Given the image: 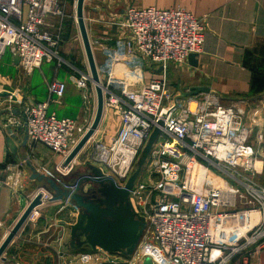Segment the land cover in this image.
<instances>
[{"label": "built area", "instance_id": "2783aa9c", "mask_svg": "<svg viewBox=\"0 0 264 264\" xmlns=\"http://www.w3.org/2000/svg\"><path fill=\"white\" fill-rule=\"evenodd\" d=\"M55 9L51 0H0V59L9 50L28 75L54 58L66 63L57 56L60 40L47 29ZM118 26L124 35L102 49L99 76L105 110L115 113L120 128L108 142L89 140L87 160L124 188L158 130L145 167L149 176L160 179L130 192V199H137L135 212L146 224L132 254L92 249L87 257L62 256V264H144L146 259L151 264H253L264 251V182H259V177L264 181V156L249 144L243 113L208 94L181 97L170 91L165 77H145L146 69L165 72L199 54L204 25L184 9L129 7ZM73 70L79 75L78 89L95 88L89 72ZM65 91L61 82L49 86L50 96L62 98ZM48 106L23 105V121L11 116L8 127L26 124L29 140L59 155L63 162L57 170L68 175L76 161L64 163L89 127L57 118ZM2 184L0 178V189ZM141 189L149 194L140 202ZM38 195L39 207L55 202L44 187ZM39 207L27 222L38 221ZM263 261L261 257L259 264Z\"/></svg>", "mask_w": 264, "mask_h": 264}, {"label": "crops", "instance_id": "0c3cea01", "mask_svg": "<svg viewBox=\"0 0 264 264\" xmlns=\"http://www.w3.org/2000/svg\"><path fill=\"white\" fill-rule=\"evenodd\" d=\"M76 2L72 7L74 23L71 21L64 26L57 19H49L47 29L60 39L61 54L69 61L74 59L75 63L80 64V70L90 73L76 19ZM132 5L163 10L183 7L206 21L205 41L201 52L197 54V67L187 61L179 66L169 65L165 72L160 73L159 69L154 72L146 69V80L170 78L177 92H180L179 88H207L208 93L200 94L211 95L222 105L234 106L243 112L244 125L250 131L249 144L256 150L264 148V0H86L84 16L92 45L101 42L97 44L101 51L104 47L114 46L117 38L124 35L118 23ZM71 48L76 50L77 55L74 57L69 55ZM5 54L8 55L0 59V81L8 85L12 82L21 83L27 94H30V103H43L52 99L49 113H54L57 118L77 120L86 128L91 126L97 111V95L92 84L86 91H81L75 84L79 77L76 71H66L64 68L56 70L55 63H44L32 74L26 75L20 65L15 64L11 52L6 51ZM82 54L85 59L81 58ZM250 57H253L258 67L248 64ZM103 62L104 59L100 60L99 67ZM56 81L66 86L60 103L48 91L49 86ZM6 91L14 96L11 88ZM7 99H2L4 107H0V178L3 183L0 189V246L39 189L47 186L35 177V173L54 179L66 190L74 189L70 187L69 179L62 181L56 174L54 168L62 164V158L48 147L34 144L29 138L27 144L23 145L24 136L20 137L16 133L19 139L14 142L17 152L16 156L13 155L6 143L8 119L13 116L23 121V117L19 115L20 112L18 115L13 114L20 107L9 104ZM12 128L16 129L14 126ZM119 128V119L106 111L93 139L110 140L118 134ZM78 160L76 175L97 170L94 165L91 167L86 163V155L82 154ZM81 165L86 167H79ZM86 176L88 178L90 175ZM77 211L76 205L65 199L39 207L38 224H32L30 232L25 230L21 233V238L24 234L38 237L34 245L29 247L31 249L26 250L23 238L20 241L22 243H19V250L24 254L29 252L30 256L32 254L33 258L26 264H62V256L69 258L77 255ZM29 224L26 223L23 229ZM35 232L37 235H34Z\"/></svg>", "mask_w": 264, "mask_h": 264}, {"label": "water", "instance_id": "95a60500", "mask_svg": "<svg viewBox=\"0 0 264 264\" xmlns=\"http://www.w3.org/2000/svg\"><path fill=\"white\" fill-rule=\"evenodd\" d=\"M85 2L86 0H77L76 19L84 45L90 74L95 86L97 95V111L93 123L73 149L71 154L68 156L64 166H68L94 136L98 130V127L100 126L105 110L104 93L101 87V81L94 57L93 47L85 22ZM197 58V54H191L189 56L188 61L191 66H198ZM15 64H19L18 58H15ZM161 71L162 68L158 70L159 73ZM179 91L181 97L184 98L209 92L207 88H190L188 90L179 88ZM7 94L8 93L0 94V97H6ZM18 113V110L13 112L14 115H18ZM7 133L8 136L6 138V143L13 155L16 156L17 149L14 142L18 141L19 139L16 133H18L20 137L24 136L23 145H26L28 142L26 124L16 129L9 127ZM158 134L159 131L156 130L152 135L138 163L137 171L130 177L127 185L124 188H119L113 179H109L108 184L101 183V181L97 182L100 185V187L96 190L100 197V199L97 201L88 199L87 196L79 192L78 187L76 189L66 190L54 179L43 175L39 176L35 173L36 178H38L40 181H44L48 185L44 188L54 195L55 201H61L64 199L68 200L74 203L78 209L83 211L81 215L82 217L79 219L81 223L78 222L79 224L77 228V237L79 243L81 241L82 244L90 246L94 250L98 249L106 252H121L125 250H128L127 254H132L134 252L143 236L146 224L144 220L136 217L134 214L130 203V192L134 187V184L140 174V171L142 170L143 165L145 164V161ZM94 173H97L96 170ZM92 181L95 182L94 180ZM41 204V195H38L30 203L29 207L23 213L21 218L18 220L0 246V260L3 258L14 238L26 224L33 210L39 207ZM144 264H151L150 260L146 259Z\"/></svg>", "mask_w": 264, "mask_h": 264}, {"label": "rangeland", "instance_id": "374dc122", "mask_svg": "<svg viewBox=\"0 0 264 264\" xmlns=\"http://www.w3.org/2000/svg\"><path fill=\"white\" fill-rule=\"evenodd\" d=\"M74 4H75V0H71L70 1V5H69V0H56V8L57 9H55L53 12L56 14V16L54 15H52L51 16V18L50 19H54V20H56L57 19V21H59L60 23H62L64 26L65 25H68L71 21H72V23H74V8H72L73 6H74ZM130 7H136V6H134V5H132V6H130ZM136 8H140V7H136ZM147 8V7H146ZM156 8V7H155ZM184 9L185 11H187L185 8H183V7H177V8H173V9ZM172 9V8H171ZM67 10H69L68 12H67ZM168 10H170V9H168ZM188 12V11H187ZM190 13V12H189ZM190 14H192V13H190ZM193 15V14H192ZM194 16V15H193ZM195 17V16H194ZM195 18H197V17H195ZM197 20L201 23V24H203L204 25V29H205V34H206V21L205 20H202V19H199V18H197ZM58 37H60V35L58 36ZM55 38V37H54ZM56 40H60L59 38H56ZM101 41V40H100ZM100 43L101 42H99V41H97L96 42V44H94V45H92V47H94L93 48V52H94V57L96 58L95 60L98 62V66L100 65V60L101 61H103V59L105 58V56H103V52L101 51V48L100 47H97L98 45H100ZM91 44H93V42H91ZM98 44V45H97ZM61 42L60 43H58V47H57V51H58V54H57V56L59 57V58H61L62 60H65L66 61V63H60L59 61H58V59H55L54 58V60H52L51 62H44V63H48V64H51V63H55V69L56 70H58L59 68H64L65 70L67 69V70H71V69H73V68H76V69H79L80 70V67H79V65L80 64H78V63H75L76 61H74V59H70V61L68 60V59H66L62 54H61ZM103 49V48H102ZM201 50H202V48H201ZM201 50H200V52H201ZM76 50L74 49V48H71L70 49V56H75V55H77V53L75 52ZM7 52H9V51H7ZM101 52H102V54H101ZM6 55H8V54H5L4 56H6ZM9 57V56H8ZM81 58H83V59H85L84 58V56H83V54H82V56H81ZM251 58V61H250V63H249V60H248V64H250V65H252V66H256V67H258L259 65L258 64H256V63H254V60H253V57H250ZM43 63V64H44ZM102 63V62H101ZM168 68V67H167ZM171 68V67H170ZM169 68V69H170ZM172 68H173V66H172ZM66 70V71H67ZM167 70V69H166ZM165 70V71H166ZM172 70V69H171ZM80 71H82L83 72V70H80ZM161 72H163V69H162V71ZM25 74L26 75H28L26 72H25ZM26 75H24V76H26ZM168 79V78H167ZM100 81H101V77H100ZM172 80L169 78L168 79V82H169V84H170V91H175L174 89H173V86H174V84H173V82H171ZM56 82H59V81H56ZM10 83V82H9ZM15 83V82H14ZM13 82L11 83V84H6V82H2V81H0V94H3V93H7V89H9V88H11V90H13V92H14V96L12 97L11 96V94H9V92H8V94H7V96L5 97H0V107H4L3 106V103H2V99L4 100V99H6V98H8L7 100H8V103L9 104H11V105H13V106H19L20 108L19 109H21L22 108V106L23 105H25V104H39V103H30V101L28 100V97L30 96V94L28 95L27 94V92L24 90V88L22 87V85H21V83H19V82H17V83H15L14 84ZM171 83L173 84V85H171ZM52 84H54V83H52ZM101 84H102V81H101ZM102 86V85H101ZM184 90V89H183ZM49 91V90H48ZM52 96V95H51ZM13 99V100H12ZM18 101V102H17ZM49 104H50V102H52V99H50L49 101ZM56 102H58V103H60V98H57V101ZM44 103V102H43ZM11 109V108H10ZM107 110H105V111H111L110 109H108V108H106ZM237 109H239V108H237ZM12 110V109H11ZM17 110H18V108H17ZM240 110V109H239ZM19 112H20V110H18ZM241 111V110H240ZM48 112H49V106H48ZM113 111H111L110 113L111 114H113V116L114 117H116L114 114V112L112 113ZM242 112V111H241ZM243 113V112H242ZM54 114V113H53ZM19 115H21L20 113H19ZM72 120H74V119H72ZM76 123H78V121L77 120H74ZM79 124V123H78ZM23 125V124H22ZM94 137V136H93ZM92 137V138H93ZM91 138V139H92ZM82 139V138H81ZM80 139V140H81ZM90 139V140H91ZM79 140V141H80ZM96 141H100V142H108L109 141V139L107 140V139H105V140H96ZM87 145V144H86ZM264 147V146H263ZM90 148H89V145L88 146H85L83 149H82V151L78 154V158L77 159H74L75 161H76V165H74V168H73V170L68 174V175H61L60 174V172L57 170V167L58 166H56V168H54L55 169V172H56V174L57 175H59L60 177H61V179H62V181H65V179H69L68 181H69V185H70V187H72V188H74V189H76L77 187L79 188V192L80 193H82L83 195H85V196H87L88 197V199H90V200H99L100 199V197H99V194H97V192H96V190L100 187V185L97 183L98 181H101V183H104V184H108L109 183V179H116V178H113V176L112 175H107V174H105L106 172H105V170H104V168H101L100 166H96V165H94L95 167H97V170H96V172L97 173H85V174H79V175H76L77 173H75V171H76V169L78 168L77 166L79 165V157L82 155V154H84V155H86V163L87 164H89V165H91V167H93L92 166V164L90 163V162H88V156H89V154H90ZM258 151V153L260 154V155H262V156H264V148H262L261 147V150H257ZM73 160V161H74ZM62 162H63V160H62ZM79 167H86V166H83V165H81V166H79ZM136 167V166H135ZM137 168H138V166L136 167V169H134V172H133V174L137 171ZM148 167H145V164L143 165V167H142V170L140 171V174H139V176H138V178H137V180H136V182H135V184H134V187L136 186V187H139V185H141V184H145V185H147V184H151V182L152 183H156V182H158V180L160 179L158 176H153V175H151V176H149V174H148ZM74 173H75V175H74ZM73 174V175H72ZM86 175H90V176H88V178H87V176L85 177ZM84 176V177H83ZM263 177H261L260 178V181L262 182L263 180ZM88 180V181H87ZM92 180H94L95 182H93ZM108 181V182H107ZM87 184V185H86ZM115 184L117 185V183H116V181H115ZM43 185H47L46 183H44ZM48 186V185H47ZM134 187H133V190H134ZM132 190V191H133ZM137 192H139V193H137L138 195H141L140 197H139V201L141 202L142 200L144 201V200H146V198H145V196L147 195V194H149V192H148V190H146V189H141V190H138ZM140 193H142V194H140ZM138 195H136V196H138ZM145 198V199H144ZM130 203H131V207H132V209H133V212H134V214L136 215V217H138L139 216V214L137 213V212H135V207L137 206L138 207V205H137V199L136 198H132V199H130ZM77 213L79 214H77V213H75L76 214V216H77V218H78V220L79 219H81V215H82V210H80V209H78L77 208ZM39 220V219H38ZM26 223H29V222H26ZM79 223H81L80 222V220H79ZM32 224H38V221H36V222H30V224L28 225V226H26V228H22L21 230H20V232L17 234V238L14 240V241H12V243L10 244V247H8V249H7V251H6V253L4 254V256H3V258L0 260V264H26V262H29L30 261V259L31 258H33L32 257V254H31V256L28 254V253H26L25 252V254H24V252L22 251V250H19L18 249V247H19V243H22V242H20L21 240H22V238H23V241L25 242V245H24V247H26V250L27 249H31V248H29L30 246H33L34 245V243L37 241V238L38 237H33L32 235L31 236H27V235H23L22 236V238H21V233H24L25 232V230H26V232H30L31 231V225ZM26 225V224H25ZM24 225V226H25ZM34 235H37V232H35L34 233ZM33 237V238H32ZM33 239L32 240V242H31V240L30 239ZM35 239V240H34ZM82 240V239H81ZM16 241V242H15ZM80 241V240H79ZM12 245V246H11ZM32 248H34V247H32ZM91 250H92V247H90V246H86V245H84V244H82L81 243V241H80V243L78 242L77 243V251H76V253L75 254H77V255H80V256H85V257H87V255H88V253L90 254L91 253ZM94 250V249H93ZM123 254H127L128 253V250H125V251H121ZM33 256H34V254H33ZM261 257L263 258L264 257V251L263 252H261V253H258L256 256H255V259L253 260V264H259L260 262V259H261ZM34 259H36V257H34ZM32 262V261H31ZM27 264H30V263H27ZM262 264H264V261H263V263Z\"/></svg>", "mask_w": 264, "mask_h": 264}, {"label": "bare ground", "instance_id": "6f19581e", "mask_svg": "<svg viewBox=\"0 0 264 264\" xmlns=\"http://www.w3.org/2000/svg\"><path fill=\"white\" fill-rule=\"evenodd\" d=\"M51 1H56V0H51ZM147 8H155V7H147ZM147 8H145V9H147ZM157 10H163V9H158V8H156ZM105 59V58H104ZM96 61V60H95ZM98 63V62H97ZM96 63V64H97ZM100 66V65H99ZM98 65H97V68H98V72H100V67H99ZM122 70L124 71L125 69L124 68H122ZM104 91V90H103Z\"/></svg>", "mask_w": 264, "mask_h": 264}, {"label": "flooded vegetation", "instance_id": "af4514ba", "mask_svg": "<svg viewBox=\"0 0 264 264\" xmlns=\"http://www.w3.org/2000/svg\"><path fill=\"white\" fill-rule=\"evenodd\" d=\"M95 201H97V200H95Z\"/></svg>", "mask_w": 264, "mask_h": 264}]
</instances>
